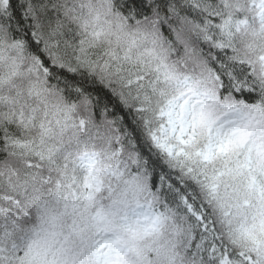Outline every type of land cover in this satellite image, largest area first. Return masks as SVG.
<instances>
[{
	"label": "snow or ice",
	"instance_id": "1",
	"mask_svg": "<svg viewBox=\"0 0 264 264\" xmlns=\"http://www.w3.org/2000/svg\"><path fill=\"white\" fill-rule=\"evenodd\" d=\"M0 264H264V0H0Z\"/></svg>",
	"mask_w": 264,
	"mask_h": 264
}]
</instances>
